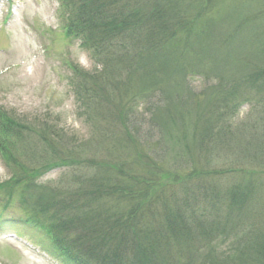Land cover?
I'll return each instance as SVG.
<instances>
[{"label":"trees","instance_id":"16d2710c","mask_svg":"<svg viewBox=\"0 0 264 264\" xmlns=\"http://www.w3.org/2000/svg\"><path fill=\"white\" fill-rule=\"evenodd\" d=\"M60 1L64 34L96 63L90 71L71 65V84L90 144L107 161L89 159L86 141L57 118L0 109V157L31 214L21 222L68 264H264L263 184L243 178L245 159L264 170V122L247 138L233 121L245 104L264 110V60L256 62L264 41L244 35L261 33L264 0H239L216 15L217 0ZM193 75L216 83L195 93ZM123 137L133 140L139 176L123 171ZM219 146L245 164L239 177L219 173L220 185L214 174L182 167ZM57 167L72 169L67 188L38 182ZM154 169L175 183L165 193L151 185Z\"/></svg>","mask_w":264,"mask_h":264},{"label":"rangeland","instance_id":"374dc122","mask_svg":"<svg viewBox=\"0 0 264 264\" xmlns=\"http://www.w3.org/2000/svg\"><path fill=\"white\" fill-rule=\"evenodd\" d=\"M237 1L239 0H217V8L213 14L223 13ZM70 2L74 3L75 0ZM252 3L255 4L254 0ZM61 15L60 0H0V109L19 119H40L46 115L57 118L61 126L86 141L85 154L89 159L92 155L93 160L96 159L95 163H105L107 156L101 151L100 145L90 144L92 127L76 114L77 105L71 84V65L82 71H90L96 67V63L92 60L90 52L81 46L79 39L64 34ZM257 29L261 33L258 34L256 28L251 27L244 35L256 34L257 39L259 37L264 41V19ZM259 39L258 43H263ZM256 56V62L264 60L259 57L260 51ZM215 83L216 79L197 75L188 79V86L198 94H202L206 88L210 89ZM113 96L115 99L116 93ZM233 121L236 125H241L247 138H250L251 134L258 136L263 131L259 124L264 122V110L261 105L245 104L240 107ZM130 135L134 140L137 139L136 135ZM147 136L155 139L152 133ZM142 138L139 141L145 146L147 138ZM122 139L124 143L120 154L125 161L123 171L139 176L140 159L133 149V140L130 137ZM156 151L162 155L159 148ZM147 152L150 155L148 150ZM193 154V161L188 160L187 156L182 160V167L186 171L195 168L214 174L210 178L220 185L224 184V179L217 174L235 169L238 170L236 174L239 177L242 174L240 167L245 166L231 152L222 150L221 146L208 150L205 156L198 157L196 153ZM244 162L247 168L243 178H254L263 184V192L260 193L262 201L264 170L255 167L256 165L246 159ZM154 171L153 178L156 183L151 182L152 187L165 193L167 186L175 184L165 181L159 169ZM126 174L128 173L124 175ZM11 175L12 168L7 167L0 157V186L3 189L0 190V264H68L56 254L40 231L21 222V219H27L31 214L23 205L24 187L20 184L14 185L15 180ZM72 178L71 168L57 167L39 177L38 182L44 186L65 189L70 185ZM258 213V218L264 220L261 211ZM261 225L264 226V223ZM232 240L231 236L227 241L231 243Z\"/></svg>","mask_w":264,"mask_h":264}]
</instances>
